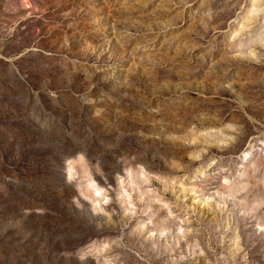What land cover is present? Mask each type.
<instances>
[{"label":"rangeland","instance_id":"rangeland-1","mask_svg":"<svg viewBox=\"0 0 264 264\" xmlns=\"http://www.w3.org/2000/svg\"><path fill=\"white\" fill-rule=\"evenodd\" d=\"M0 264H264V0H0Z\"/></svg>","mask_w":264,"mask_h":264}]
</instances>
